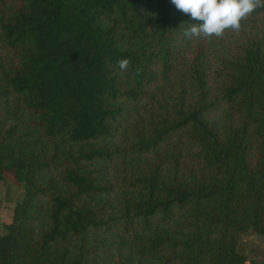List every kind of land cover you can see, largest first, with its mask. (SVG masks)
<instances>
[{"label":"trees","instance_id":"1","mask_svg":"<svg viewBox=\"0 0 264 264\" xmlns=\"http://www.w3.org/2000/svg\"><path fill=\"white\" fill-rule=\"evenodd\" d=\"M198 23L171 0H0V180L24 188L0 264L260 262L264 7Z\"/></svg>","mask_w":264,"mask_h":264},{"label":"clouds","instance_id":"2","mask_svg":"<svg viewBox=\"0 0 264 264\" xmlns=\"http://www.w3.org/2000/svg\"><path fill=\"white\" fill-rule=\"evenodd\" d=\"M177 10L199 21L191 25L184 35L188 39L222 36L226 29L239 31L241 20L257 7H264L262 0H171ZM130 61L122 59L118 66L121 71L128 68ZM139 71V70H137Z\"/></svg>","mask_w":264,"mask_h":264},{"label":"rangeland","instance_id":"3","mask_svg":"<svg viewBox=\"0 0 264 264\" xmlns=\"http://www.w3.org/2000/svg\"><path fill=\"white\" fill-rule=\"evenodd\" d=\"M23 186L11 173H7L0 180V233H7V224L11 222L13 211L17 201L22 197ZM241 245L244 252L251 258L264 260V239L263 237L248 232L241 237Z\"/></svg>","mask_w":264,"mask_h":264},{"label":"crops","instance_id":"4","mask_svg":"<svg viewBox=\"0 0 264 264\" xmlns=\"http://www.w3.org/2000/svg\"><path fill=\"white\" fill-rule=\"evenodd\" d=\"M246 264H264V260L261 261V262H251V261H248Z\"/></svg>","mask_w":264,"mask_h":264}]
</instances>
